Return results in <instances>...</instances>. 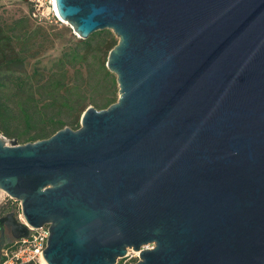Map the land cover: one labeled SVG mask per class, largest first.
Listing matches in <instances>:
<instances>
[{"label": "water", "instance_id": "water-1", "mask_svg": "<svg viewBox=\"0 0 264 264\" xmlns=\"http://www.w3.org/2000/svg\"><path fill=\"white\" fill-rule=\"evenodd\" d=\"M56 5L78 37L116 35L119 96L77 129L0 134V190L50 224L47 263L264 264V0Z\"/></svg>", "mask_w": 264, "mask_h": 264}, {"label": "trees", "instance_id": "trees-1", "mask_svg": "<svg viewBox=\"0 0 264 264\" xmlns=\"http://www.w3.org/2000/svg\"><path fill=\"white\" fill-rule=\"evenodd\" d=\"M21 21H25L26 24L20 30L18 23ZM41 35H48L46 28L39 26L33 28L27 18H20L6 28L0 25V88L13 86L16 91L27 89L31 92L46 90L47 102L60 101V107L78 111L70 121L74 129L80 127L81 116L90 104L103 109L118 100L117 78L107 67L109 52L118 43V38L112 30H99L87 39H74L57 58L49 80L47 79L44 85L35 87L30 79L42 74L38 66L42 60L35 61L31 74L27 73L26 65L30 59L38 57V50H34L36 44L33 39ZM14 66L21 69L16 70ZM76 67L82 75L81 80L78 83L67 81L66 74L71 68ZM12 111L9 97L1 94L0 127H6L11 121ZM18 111L19 116L28 126L34 122V112L25 104H22ZM43 116L44 126H41L30 140L50 137L63 128L62 121H56L53 117L48 118L45 113ZM121 261L122 259L119 263Z\"/></svg>", "mask_w": 264, "mask_h": 264}, {"label": "rangeland", "instance_id": "rangeland-1", "mask_svg": "<svg viewBox=\"0 0 264 264\" xmlns=\"http://www.w3.org/2000/svg\"><path fill=\"white\" fill-rule=\"evenodd\" d=\"M33 11V3L31 0H0V25L4 28L11 26L15 21L20 20V18L29 19V23L35 27H44L48 31V35L37 37L33 39L36 44L34 50H38V57L35 59H30L29 63L26 65L27 73L31 74L35 61L42 60L38 65L41 69V75L30 79L35 87L44 85L43 83L51 76L52 68L55 66L57 58L60 57L62 52L67 48V46L72 43L74 39L80 38L74 32L71 25L65 21H47L42 23H37L31 17ZM21 30L25 26L26 22L21 21L18 23ZM16 70L17 66H14ZM94 70V69H93ZM25 77V75H23ZM67 81L77 82L81 80L82 75L78 72V67L71 68L66 74ZM3 94L10 99V106L13 108L12 119L6 124V127H0V134L3 135L8 143L11 140L16 139L19 144H24L27 142H32L36 140H30V137L35 134L38 129L44 124L42 123L44 113L48 118L53 117L56 121H62L64 123L63 127L69 126L74 128L70 124V121L78 113L77 110H70L64 107H60L61 102L55 103L47 102V92L46 90L31 92L26 89V91H16L12 87L0 88V95ZM25 104L27 108L32 109L34 112V122L28 126L25 120L19 116V107ZM48 104V106H47ZM93 105V104H90ZM40 140V139H38ZM5 196L4 193L0 192V198ZM1 206H11L16 212H18L16 204L11 203L6 197L5 202ZM120 260V259H119ZM139 260V252L131 249V254L129 257L122 259L119 264H136Z\"/></svg>", "mask_w": 264, "mask_h": 264}, {"label": "built area", "instance_id": "built-area-1", "mask_svg": "<svg viewBox=\"0 0 264 264\" xmlns=\"http://www.w3.org/2000/svg\"><path fill=\"white\" fill-rule=\"evenodd\" d=\"M33 3V11L31 13L32 18L37 23L47 21H62L59 16L56 0H31ZM5 196L0 198V206L5 202L6 197L11 199L12 204H16L18 215L27 226L30 228V234L28 237L18 238L11 246L6 248L3 259L0 264H44L43 250L47 247L48 236L50 234V224L47 223L41 227H31L24 219L22 212V203L20 200L10 196L7 192L0 190ZM154 245L148 244L146 248H153ZM131 249L128 250L126 256L121 259L129 257ZM119 264V260L118 263Z\"/></svg>", "mask_w": 264, "mask_h": 264}, {"label": "flooded vegetation", "instance_id": "flooded-vegetation-1", "mask_svg": "<svg viewBox=\"0 0 264 264\" xmlns=\"http://www.w3.org/2000/svg\"><path fill=\"white\" fill-rule=\"evenodd\" d=\"M16 219L21 221L18 213L11 206H0V263L6 248L16 240L13 226Z\"/></svg>", "mask_w": 264, "mask_h": 264}, {"label": "bare ground", "instance_id": "bare-ground-1", "mask_svg": "<svg viewBox=\"0 0 264 264\" xmlns=\"http://www.w3.org/2000/svg\"><path fill=\"white\" fill-rule=\"evenodd\" d=\"M64 24L66 23L65 20H63ZM44 264H48L46 260L43 262Z\"/></svg>", "mask_w": 264, "mask_h": 264}]
</instances>
